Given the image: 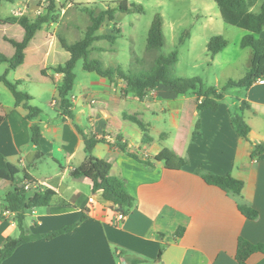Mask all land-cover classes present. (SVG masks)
Returning a JSON list of instances; mask_svg holds the SVG:
<instances>
[{"label": "crops", "instance_id": "0c3cea01", "mask_svg": "<svg viewBox=\"0 0 264 264\" xmlns=\"http://www.w3.org/2000/svg\"><path fill=\"white\" fill-rule=\"evenodd\" d=\"M15 2L17 8L2 19L34 20L46 13L44 0H14L10 4ZM40 2L43 6L38 5ZM263 5L264 0H258L250 11L259 13ZM73 6H65L58 23L45 25L36 34L26 50L24 64L7 77L14 74L15 82L22 86L29 79L22 70L32 67L38 75L34 84L37 90L58 94L63 75L50 69L70 59L58 36L68 37L69 44L84 38L72 40L77 36L68 35L75 31L63 27L62 16H67ZM115 21H107L96 35L121 32ZM12 26L16 25H2L0 32ZM7 38L1 35L0 42L10 44ZM258 38L264 39V30ZM7 50L0 48L11 58L15 50ZM252 59L253 51L248 71ZM85 72L78 81L74 70V121L64 116L60 103L55 101L50 106L56 108L57 117L44 119L42 111L35 120H28L24 103L17 105L12 93L0 83V153L45 190L55 191L58 201L67 203L29 212L26 228L31 234H47L86 217L71 233L22 245L3 264H238L240 238L253 245L264 244V153L259 159L252 157L254 146L264 147V84L255 83L247 90L230 88L216 110H200L202 98L176 95L164 84L139 98L122 79L112 81L96 72ZM48 80L53 82L54 91ZM225 86L212 87L221 90ZM243 103L247 105L243 117L251 128L248 141L238 135L230 115ZM127 117H135L141 125ZM34 124L41 128L40 147L31 143L30 128ZM76 126L88 138L103 141L95 146L93 158L110 162L112 175L125 182L136 200L132 212L119 224L116 218L120 208L106 201L102 190L94 192L89 178L72 177L88 158L84 138ZM118 141L128 152L120 148ZM164 150L176 153L187 165L170 170L164 163H156L155 158ZM198 171L242 181L241 197L206 184ZM0 181L5 192H0V197H4L13 190V184ZM239 202L256 210L258 218L247 219L238 209ZM18 236L14 214L1 209L0 251L9 238ZM247 264H264V254L252 255Z\"/></svg>", "mask_w": 264, "mask_h": 264}, {"label": "trees", "instance_id": "16d2710c", "mask_svg": "<svg viewBox=\"0 0 264 264\" xmlns=\"http://www.w3.org/2000/svg\"><path fill=\"white\" fill-rule=\"evenodd\" d=\"M46 3V13L31 20L27 17H8L2 19L1 7L3 3H13L14 0H0V28L2 25L11 24L19 25L25 32L22 41L14 39H6L14 48L15 53L11 58H8L0 52V64H7L8 69L4 75H0V83L4 84L6 88L12 93L17 105L24 103V109L28 112L27 119L35 120L42 114V110L30 105L32 97L25 92L19 90L21 82H11L8 80V74L16 71L21 67L26 60V50L30 43L35 38L36 34L41 31L45 25L56 24L60 18V12L64 6H60L57 0H44ZM221 14L223 21L231 26L246 30L247 35L241 40V47L243 49L250 48L253 51L252 66L246 76L239 80H229L225 87L218 90L215 87H207L201 78H176L172 77V69L179 61L178 52L165 57L160 56L155 61L153 68L145 73L134 77L126 75L121 68L108 67L103 69V63L97 60H90V54L93 51L95 42L107 40L112 45H115L118 39L117 32L115 35L97 36L96 33L107 22L114 21L117 14H142L143 7L136 3L128 1H117L113 7H108L103 11L96 12L85 7V11L89 13L91 18V26L88 28L84 38L75 44H69L66 39L59 37V42L66 52L70 54V59L57 67L50 70L63 75L61 84L57 87L60 108L64 116L72 121L75 120V114L72 111V91L74 89L76 75L74 70L80 60H84V70L88 72H96L102 77L110 80L122 79L126 82L128 89L132 91L137 97L143 98L150 90H154L160 84L171 87L173 92L179 96L195 95L198 99L202 98V103L199 105L200 110L212 109L216 110L218 102L223 99L224 93L230 88L249 89L259 79H264V39L258 38L264 30V5L261 7L259 13L251 12L258 0H213ZM187 35V34H186ZM184 37L181 38L182 43ZM165 45V36L163 31L162 16L156 15L151 25L147 48L150 51L161 50ZM229 45V42L221 37L216 36L210 39L207 50L209 55L214 59L218 54L223 52ZM42 74L46 76V71ZM247 108L246 103H243L240 108L231 110V121L234 129L238 135L244 140H249L251 132L250 126L243 117V112ZM131 121L139 123L135 117H127ZM78 132L83 136L85 143V150L88 156L86 162L73 172L74 178H89L93 183V191L102 190L103 197L106 201L118 206L122 213L128 215L135 207L136 200L128 191L125 182L112 175V164L107 161H96L93 158V151L97 143L94 138H88L79 126H76ZM31 143L36 147L41 145V128L34 124L30 128ZM197 133V132H196ZM147 139V137H145ZM144 138V139H145ZM120 148L127 151L125 145ZM128 152V151H127ZM264 153V147L256 145L252 151V157L259 159ZM132 157L138 159L137 155L131 154ZM156 163H164L166 168L170 170H180L187 165V161L178 156L176 153L168 150L161 152L156 158ZM156 163L149 164L154 166ZM20 169L10 163L4 155L0 153V180L10 182L13 184V190L0 197V210L14 214L15 221L19 229V236L16 238H9L0 251V264H3L9 259L14 252L27 243L38 240H54L64 234L71 233L79 224H81L86 217L83 216L78 223L64 227L57 231L47 234H31L25 226L27 214L33 210L47 208L54 205L67 206V203L58 201V195L55 191L47 189L43 192H29L24 189V183L33 181L27 174L20 178ZM199 176L204 182L210 186L218 187L228 195L240 198L244 183L232 176H219L206 171H198ZM239 211L249 220H256L258 212L253 208L238 203ZM182 230L178 232V236L182 235ZM264 254V244L253 245L248 241L240 238L237 246L236 261L238 264H247L249 258L256 254Z\"/></svg>", "mask_w": 264, "mask_h": 264}, {"label": "rangeland", "instance_id": "374dc122", "mask_svg": "<svg viewBox=\"0 0 264 264\" xmlns=\"http://www.w3.org/2000/svg\"><path fill=\"white\" fill-rule=\"evenodd\" d=\"M60 6L73 4L74 8L68 10L67 16H62L63 27L74 34L72 40L82 39L91 26L89 10L113 7L115 2L124 0H57ZM136 3L143 7L142 14H118L116 26L121 30V35L115 45L108 41L97 42L93 49L90 60H97L106 67L121 68L129 77L149 72L155 65V61L160 56H169L178 52L179 61L172 69V77L176 78H201L207 87L225 86L229 79L243 78L250 64L252 50L243 49L241 40L248 33L243 29L226 24L213 0H125ZM43 6V3H39ZM36 8V6H34ZM17 8L14 4L3 3L1 16L6 18ZM61 14V12H60ZM156 15L162 16L165 45L161 50L150 51L147 48V40L151 25ZM113 25H115L113 23ZM109 27H111L109 25ZM77 29V30H76ZM106 29V28H105ZM4 32V33H3ZM1 35L8 38L21 40L24 31L20 26H12L3 29ZM187 34V35H186ZM221 36L225 38L229 45L220 53L216 59L208 54L207 46L211 38ZM58 36V40H59ZM184 37L182 43L181 38ZM69 41L68 37H65ZM6 46V49H5ZM1 50L9 52L13 49L10 44L0 42ZM60 62V61H59ZM84 60H80L76 66L75 73L78 81L86 75L83 69ZM7 64H0V75L7 71ZM29 76L19 90L35 96L30 105L43 111V118L57 117L56 108L50 104L59 102L58 94L40 92L35 84L36 69L32 67L21 72ZM14 74L8 80L15 82ZM49 81L53 90L54 84ZM33 82V86L31 84ZM54 91V90H53ZM8 93V92H7ZM9 97H11L9 92ZM62 157V153L60 154ZM64 159V158H63ZM61 158V161L63 160ZM63 162V161H62ZM64 163V162H63ZM23 172L19 177L23 178ZM2 182L0 181V192L3 194ZM11 189V188H10ZM5 193V192H4Z\"/></svg>", "mask_w": 264, "mask_h": 264}, {"label": "built area", "instance_id": "2783aa9c", "mask_svg": "<svg viewBox=\"0 0 264 264\" xmlns=\"http://www.w3.org/2000/svg\"><path fill=\"white\" fill-rule=\"evenodd\" d=\"M256 83H259L261 85L264 84V79H259L256 81ZM202 102V99H201ZM24 189L26 191L29 192H43L45 191V189L43 187H41L38 183L34 182V181H27L24 183ZM126 218V215L124 213H122L121 211H119V213L117 214V218L116 221L117 223H121L122 221H124Z\"/></svg>", "mask_w": 264, "mask_h": 264}]
</instances>
